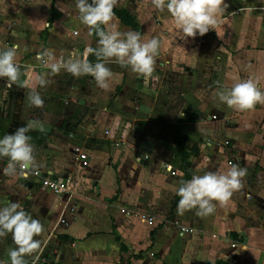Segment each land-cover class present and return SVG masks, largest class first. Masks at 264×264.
<instances>
[{"label":"crops","instance_id":"1","mask_svg":"<svg viewBox=\"0 0 264 264\" xmlns=\"http://www.w3.org/2000/svg\"><path fill=\"white\" fill-rule=\"evenodd\" d=\"M222 8L216 30L185 41L167 10H155L152 0H119L114 9L136 24L116 16L121 32L161 41L154 72L143 76L111 62L112 89L105 91L90 75L61 70L37 88L44 99L37 114L23 83L29 71L50 72L37 54L51 49L57 57L80 59L98 47L99 37L80 22L75 0H0V47L19 46L22 72L11 85L0 78V138L42 122L44 132L30 131L45 133L33 144L37 163L63 173L73 169V143L89 136L104 140L113 127L118 136L97 147L73 196H55L19 172L5 174L0 159V207L17 202L43 225L34 237L41 248L25 257L27 264H264V105L239 111L216 95L249 78L264 91V0H224ZM87 59L97 62L94 54ZM69 101L83 109V119L57 135L61 103ZM233 156L247 175L227 205L213 201L216 211L207 217L195 210L179 214L176 189L183 180L226 172ZM181 228L189 232L180 234ZM14 247L11 234L0 237L3 264H10Z\"/></svg>","mask_w":264,"mask_h":264},{"label":"clouds","instance_id":"2","mask_svg":"<svg viewBox=\"0 0 264 264\" xmlns=\"http://www.w3.org/2000/svg\"><path fill=\"white\" fill-rule=\"evenodd\" d=\"M80 22L96 29L99 37L97 48H87L80 59L57 57L53 50L44 49L36 56L48 73L29 71L24 86L31 88L29 102L32 106L43 107L38 87H45L48 75L59 74L61 70L79 78L90 75L98 88L105 91L112 89L113 72L107 66L111 62L122 67L130 66L131 70L143 76H151L154 72L156 57L159 54L161 41L156 38H144L141 33L119 30L118 18L114 8L119 0H75ZM224 0H152L155 10L167 12L172 18L178 37L187 41L189 37L203 36L210 30H216L222 22L219 17L223 12ZM103 26V27H101ZM18 45L10 48L0 47V78H7L11 85L21 76V65L18 60ZM94 54L96 63H91L87 56ZM219 100L230 108L244 111L251 110L257 104L264 105V91H261L258 80L246 79L234 83L230 88L216 92ZM31 130L45 131L44 124L31 121L19 127L13 134L0 138V159L7 158V167L3 172L15 176L17 172L27 178L38 171L42 164L37 163L32 137L27 135ZM247 170L236 164L226 172H208L204 175H193L190 180L183 181L176 189L180 197L177 203L179 214L195 210L200 217H207L216 211V204L227 205L233 193L242 187V180ZM43 225L28 214L17 202L0 207V237L11 234L16 247L9 249L10 264H27L26 256L36 253L41 248V241L35 239L43 231ZM0 264H3L0 261Z\"/></svg>","mask_w":264,"mask_h":264},{"label":"built area","instance_id":"3","mask_svg":"<svg viewBox=\"0 0 264 264\" xmlns=\"http://www.w3.org/2000/svg\"><path fill=\"white\" fill-rule=\"evenodd\" d=\"M115 127L112 129H108L104 132L102 138H97L94 136H89L85 140L79 143H73L70 146L71 149V162L73 164V169L69 171H65L63 173L56 172L51 169H42L41 167L37 172L29 174L27 178L22 176L25 180L35 179L38 184L60 198L66 196H73L79 192L80 179L85 178L86 168L91 164L95 154L97 152V147L99 145L108 144L110 140H115L117 138V134H115ZM105 141V142H104ZM223 145L229 147L231 150V142L226 140L223 142ZM112 146H114L112 144ZM232 151V150H231ZM141 157V154L138 155ZM144 159L148 158V155H143ZM7 167L8 160L7 158H2ZM229 164H241L239 158L232 157ZM77 205L73 203L70 206L71 212H75ZM129 213H127L128 215ZM141 218L147 221L149 224L154 222V218L148 217L145 214L141 215ZM188 228H181L180 234L188 233Z\"/></svg>","mask_w":264,"mask_h":264},{"label":"rangeland","instance_id":"4","mask_svg":"<svg viewBox=\"0 0 264 264\" xmlns=\"http://www.w3.org/2000/svg\"><path fill=\"white\" fill-rule=\"evenodd\" d=\"M61 104L64 107V109L60 110V118L58 117L57 118L58 120L56 118L54 119V121L57 120L56 126L59 128H62V131L55 132V133H57V135H59L63 131H68L67 123L73 122V124H75L76 121H81L83 119V114H82L83 109L81 107L80 108L76 107L74 105V103H71L70 101L69 102H62ZM30 108H32L34 110V112H36L37 114H38V111L40 110V108L32 106L31 104H30ZM70 116H72V121H70V119L67 118ZM50 134H53V132H51ZM62 146L63 145H61L60 147H62ZM61 149H64V146ZM58 162L62 163L63 159H62V161L60 160ZM97 226L101 227L102 221H100Z\"/></svg>","mask_w":264,"mask_h":264},{"label":"trees","instance_id":"5","mask_svg":"<svg viewBox=\"0 0 264 264\" xmlns=\"http://www.w3.org/2000/svg\"><path fill=\"white\" fill-rule=\"evenodd\" d=\"M114 12L116 14V16L125 24L135 28L136 24L133 21V19L124 11V10H116L114 9ZM27 135H30L32 137L31 139V143L32 144H39L43 141L44 137H45V133H39V132H29ZM175 144L179 145V141L175 140L174 142ZM167 148L171 149L172 147L167 144ZM193 154H196V149L192 150ZM183 165H184V169L186 170L189 166V163L186 161V157L183 159ZM187 176V175H186ZM187 178H185L183 181H186ZM178 196V195H177Z\"/></svg>","mask_w":264,"mask_h":264}]
</instances>
